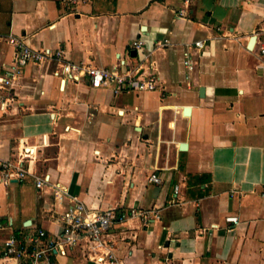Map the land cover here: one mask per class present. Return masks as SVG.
<instances>
[{
  "label": "crops",
  "instance_id": "1",
  "mask_svg": "<svg viewBox=\"0 0 264 264\" xmlns=\"http://www.w3.org/2000/svg\"><path fill=\"white\" fill-rule=\"evenodd\" d=\"M183 8L185 0H0V85L13 65L11 37L61 49L72 63L125 61L122 73L149 56L160 78L155 91L116 93L88 77L64 80L57 62H45L0 90L14 99L0 104V160L25 159L31 172L0 182V264H35L7 259L6 243L44 248L73 198L91 213L115 210L107 248L84 242L38 264H100L93 258L108 248L122 264H264V0H191L187 18ZM44 175L50 185L40 189Z\"/></svg>",
  "mask_w": 264,
  "mask_h": 264
},
{
  "label": "built area",
  "instance_id": "2",
  "mask_svg": "<svg viewBox=\"0 0 264 264\" xmlns=\"http://www.w3.org/2000/svg\"><path fill=\"white\" fill-rule=\"evenodd\" d=\"M191 0H185V8H183L179 16L181 18L188 17V8ZM9 42L15 47L13 65L7 71L6 77L0 85L1 89L11 87L13 82L18 80L22 74L24 67L29 64H40L45 62H57L58 68L55 75L64 78V80L80 81L83 77L90 79L93 88H102L105 86H115L116 93H130L134 91H155L159 87L160 78L157 75L156 63L148 61L149 56H146L145 61L139 62L133 69H129L125 73L121 72V67L125 65V61L119 62L111 69H103L85 64H77L69 62L65 59L63 50L52 51L50 49H34L30 47L23 38L11 37ZM145 42L138 40L134 43L137 49H143ZM196 47L203 48V42H196ZM258 53L264 58V39L257 42ZM147 62V63H146ZM186 65L193 68V63L188 57ZM10 89V88H9ZM13 97L4 98L0 95V104L7 106ZM31 175L29 168L25 165V159L21 160H0V182L4 186H9L15 181L24 180ZM37 187L42 189L50 185V177L48 175L37 176ZM151 182L161 184L162 181L157 174H153L150 178ZM56 195L62 201L64 193L59 186H53ZM178 193V188L176 189ZM146 214L140 211H133L132 217H145ZM125 216H123V219ZM64 226L62 232L56 238H49L44 248L38 251L30 252L25 245L12 238L6 243L5 257L10 260H22L27 256L33 258L34 263L38 262L53 251L65 253L67 249L83 245L85 242L94 249L107 248L105 239L109 229L117 221L115 210L108 209L103 212L91 213L84 203L73 198L67 212L64 215ZM228 223H239L238 217H227ZM38 238H46L47 233L43 230L39 231ZM106 251V250H105ZM100 264H122L118 262L112 248L104 253V255L93 258Z\"/></svg>",
  "mask_w": 264,
  "mask_h": 264
},
{
  "label": "water",
  "instance_id": "3",
  "mask_svg": "<svg viewBox=\"0 0 264 264\" xmlns=\"http://www.w3.org/2000/svg\"><path fill=\"white\" fill-rule=\"evenodd\" d=\"M254 42H255V38L252 40V46H253ZM188 112H189V110H188ZM183 148H185V146H182V149Z\"/></svg>",
  "mask_w": 264,
  "mask_h": 264
}]
</instances>
